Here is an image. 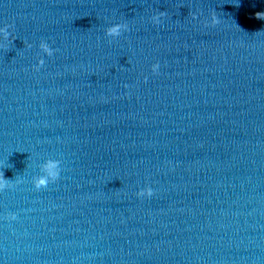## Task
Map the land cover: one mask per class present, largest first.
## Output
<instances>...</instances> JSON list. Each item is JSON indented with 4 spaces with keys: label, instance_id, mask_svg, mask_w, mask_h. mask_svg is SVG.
I'll use <instances>...</instances> for the list:
<instances>
[{
    "label": "clouds",
    "instance_id": "1",
    "mask_svg": "<svg viewBox=\"0 0 264 264\" xmlns=\"http://www.w3.org/2000/svg\"><path fill=\"white\" fill-rule=\"evenodd\" d=\"M164 13L163 12H160L159 13V16H163ZM256 18L257 19H261V20H264V12H259V13H256ZM154 19H157V22H158V18L157 17H154ZM213 22L214 23H219V20L217 18V16L215 15V13L213 14ZM119 30H120V25H114L112 26L111 28L108 29V33L109 35H117L119 34ZM42 47L45 48L46 51H49L50 53V50L47 48L46 45H42ZM154 68L156 69H159V64L157 63L156 65H154ZM158 73V72H157ZM53 167V165H49V168ZM53 178H55L58 174L55 173V172H52L50 173ZM7 181V179L4 177V175H0V187L3 186V183H5ZM47 185V180L45 178H41L38 182H37V187H41V186H46ZM153 192H152V189L151 188H148L146 191H142L140 192L138 195L140 197H143L145 195L147 196H152ZM16 219V216L13 215L10 217V220H15Z\"/></svg>",
    "mask_w": 264,
    "mask_h": 264
}]
</instances>
